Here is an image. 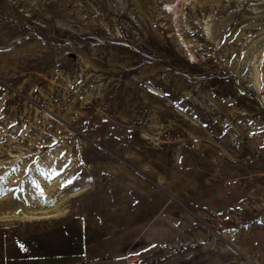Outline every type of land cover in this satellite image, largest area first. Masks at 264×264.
I'll use <instances>...</instances> for the list:
<instances>
[{
    "label": "rangeland",
    "instance_id": "obj_1",
    "mask_svg": "<svg viewBox=\"0 0 264 264\" xmlns=\"http://www.w3.org/2000/svg\"><path fill=\"white\" fill-rule=\"evenodd\" d=\"M0 264H264V0H0Z\"/></svg>",
    "mask_w": 264,
    "mask_h": 264
}]
</instances>
